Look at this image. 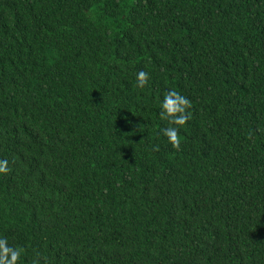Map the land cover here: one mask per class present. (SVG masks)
<instances>
[{
    "label": "trees",
    "instance_id": "trees-1",
    "mask_svg": "<svg viewBox=\"0 0 264 264\" xmlns=\"http://www.w3.org/2000/svg\"><path fill=\"white\" fill-rule=\"evenodd\" d=\"M0 160L17 264H264V0H0Z\"/></svg>",
    "mask_w": 264,
    "mask_h": 264
},
{
    "label": "clouds",
    "instance_id": "clouds-1",
    "mask_svg": "<svg viewBox=\"0 0 264 264\" xmlns=\"http://www.w3.org/2000/svg\"><path fill=\"white\" fill-rule=\"evenodd\" d=\"M149 79V73L140 70L136 76L137 87L144 88L148 84ZM191 106V101L188 98L175 90H168L161 102V111L159 115L162 120H167L171 124L183 127L187 121L191 119V112L187 111ZM160 131L167 137L174 149H180L181 139L178 128L168 127ZM154 150L158 151L159 149L156 147ZM7 164L8 162L6 160H0V173L6 175L10 171ZM22 251L23 249L21 248L13 249L8 247L7 240L0 239V264H17ZM33 264H36V262L34 261Z\"/></svg>",
    "mask_w": 264,
    "mask_h": 264
}]
</instances>
